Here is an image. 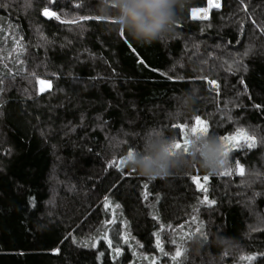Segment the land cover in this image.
Returning <instances> with one entry per match:
<instances>
[{"label":"trees","instance_id":"16d2710c","mask_svg":"<svg viewBox=\"0 0 264 264\" xmlns=\"http://www.w3.org/2000/svg\"><path fill=\"white\" fill-rule=\"evenodd\" d=\"M99 3L0 0V264H176L178 249L179 264H264V0H187L151 46ZM196 117L228 149L219 171L153 180L112 163L151 131L183 143Z\"/></svg>","mask_w":264,"mask_h":264},{"label":"clouds","instance_id":"9594fccd","mask_svg":"<svg viewBox=\"0 0 264 264\" xmlns=\"http://www.w3.org/2000/svg\"><path fill=\"white\" fill-rule=\"evenodd\" d=\"M187 0H100L98 10L102 15L113 16L117 31L126 33L141 46L168 39L174 32L178 13L183 11ZM199 90L193 88L178 100L176 114L191 112L198 102ZM175 138L151 131L144 138L142 152H134L128 158V166L149 179L166 180L194 164L215 173L224 162L223 145L215 136L193 137L187 153L175 151ZM200 243V241H196ZM215 244L224 253L237 244L233 237H217Z\"/></svg>","mask_w":264,"mask_h":264},{"label":"snow or ice","instance_id":"6c2138e0","mask_svg":"<svg viewBox=\"0 0 264 264\" xmlns=\"http://www.w3.org/2000/svg\"><path fill=\"white\" fill-rule=\"evenodd\" d=\"M208 2H209V5H210V6H214V7H216V8H219V7H220V4H219L218 2H214V0H208ZM241 2H243V0H241ZM24 3H25L26 5H29V4H30V0H24ZM77 6H79V4H78ZM200 11H204V12H206L207 9H201ZM43 15H45V16H47V17H49V18H55V19H57V20L60 19V16H59L56 12H54V11H49L48 8H45V9L43 10ZM193 18H203V19H206L207 17H206V16H204V17H197V16H196V12H195V10H194V12H193ZM81 19H89V17H81ZM120 34H121V36H124V32H123L122 30H121ZM140 63H143V61L141 60ZM41 83L43 84L44 82L41 81ZM209 83L212 84V85H214V86H215V89H218V88H219V85H218V84H215L214 81H210ZM48 87H51V85L49 84ZM256 107L259 108L260 106L257 105ZM207 133H208V128H207V126H206V122L202 121L200 117H196V118H195V126H192L190 129H188V130L186 131V133H185V138H184V140H183V143H181V142H176V141H175V143H174V145H173V149H174L175 151H181V150H182L183 152L187 153L188 150H189V148H190V146H191V141H192L191 137H192V136H195V137H204V136L207 135ZM241 135H243V130H238V133H237L236 136H232V137H224V138H222V140L225 142V144H227L228 142H231V141H233V140H238V138H239ZM245 139L248 140V141H252V142H250V143H247V147H248V148H253V147L256 146L253 137H246V136H245ZM133 153H134V152H131V151H130V152L128 153L127 157H126L124 160H121V161H119V162L113 161L112 163H113L114 165H117L118 167H119V166H122V165H124V164H126V163L128 162V158H129ZM223 155H224V156H227V155H228V149H227V147H225V151H224ZM224 163H225V161L223 162V164H224ZM223 164H222V165H223ZM239 172H240L241 175H243V173H244V169H243V167H240V168H239ZM221 175H231V172H230V171L222 172ZM192 179H193V182L196 183L197 186H198L203 192L207 193V188L204 186V184H201V183H200V181H199V179H198L197 177H192ZM203 180H204V182L206 183V182L209 180V177H208V176H204V177H203ZM145 187H147V186H145ZM204 202L207 203V204H209V205H213V204H215V201H214V200H212V201H209V200H208L207 195H205V197H204ZM108 243L111 244V241L109 240ZM157 246L160 247L159 244H158ZM161 251H162V249H161ZM118 252H119V250L117 249V253H118ZM181 254H182L181 251L178 249V250L175 252V255L172 257L173 261L176 262V264H179V262L177 261V257H180ZM245 259H248V260H254L255 257H254V256H253V257H246Z\"/></svg>","mask_w":264,"mask_h":264},{"label":"rangeland","instance_id":"374dc122","mask_svg":"<svg viewBox=\"0 0 264 264\" xmlns=\"http://www.w3.org/2000/svg\"><path fill=\"white\" fill-rule=\"evenodd\" d=\"M214 2H218L219 3V0H214ZM206 15H207V11L206 12H204V11H197L196 12V16H198V17H204ZM43 82H44L43 84L41 83V89L42 90L48 89L49 88L48 87L49 83H47L45 81H43Z\"/></svg>","mask_w":264,"mask_h":264},{"label":"water","instance_id":"95a60500","mask_svg":"<svg viewBox=\"0 0 264 264\" xmlns=\"http://www.w3.org/2000/svg\"><path fill=\"white\" fill-rule=\"evenodd\" d=\"M195 12H197V11H195ZM192 17H193V13H192ZM198 17V16H197ZM195 19V18H194Z\"/></svg>","mask_w":264,"mask_h":264}]
</instances>
